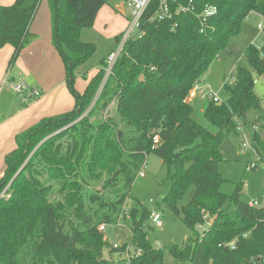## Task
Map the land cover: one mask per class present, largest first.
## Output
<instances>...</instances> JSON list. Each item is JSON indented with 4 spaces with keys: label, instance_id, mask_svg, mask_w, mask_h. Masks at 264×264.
<instances>
[{
    "label": "trees",
    "instance_id": "trees-1",
    "mask_svg": "<svg viewBox=\"0 0 264 264\" xmlns=\"http://www.w3.org/2000/svg\"><path fill=\"white\" fill-rule=\"evenodd\" d=\"M43 1L0 5V49H14L8 69L37 40L31 27ZM108 1L46 0L52 43L75 105L21 131L16 148L5 157L0 264H113L105 251L113 257L123 249L111 246L100 227L120 222L151 154L167 169L171 189L166 207L193 231L183 247L170 249L175 263L264 264V199L259 208L250 207L242 201V185L225 195L221 188L226 180L219 172L225 137L238 136L239 121L247 126L252 110L259 113L258 120L264 119L254 92L255 76L264 74V47L250 45L244 53L255 75L237 67L234 82L222 88L221 102H208L202 114L211 128L199 123L185 102L221 51L243 31L249 15L264 17V0H169L173 17L153 22L158 10L154 1L140 23L145 35L128 40L101 92L103 68L79 93L74 86L78 69L96 51L79 36L94 26ZM210 6L218 13L203 23L200 15ZM180 7L189 11L177 14ZM252 145L264 159L257 132ZM191 186L192 199L179 208ZM228 202L233 209L226 207ZM131 216V244L142 251L133 264H163L162 251L151 246L144 228L151 212L145 211L140 222L134 212Z\"/></svg>",
    "mask_w": 264,
    "mask_h": 264
},
{
    "label": "rangeland",
    "instance_id": "rangeland-1",
    "mask_svg": "<svg viewBox=\"0 0 264 264\" xmlns=\"http://www.w3.org/2000/svg\"><path fill=\"white\" fill-rule=\"evenodd\" d=\"M45 3L47 4L46 0L39 6L35 15V17L37 16L36 24L40 32L44 30V23L48 18V13L50 15L48 5ZM45 7L47 8V12L45 10L44 13L42 9H46ZM104 7L102 15H105V20L98 27L83 29L79 36V39L83 43H90L96 47V51L90 60L78 69L80 75L76 77L74 86L80 93L84 92L90 80L96 75L97 70L99 71L104 68L105 57L112 51L115 44L114 35L120 31L121 35L131 24L130 11L127 8L125 0H109ZM259 22V16L249 15L244 23L243 31L231 39L228 46L221 51L218 58L213 62L209 72L203 78L200 90H209L212 93L220 95L224 84L231 81L230 77H235L237 67H243L254 74V70L246 60L244 53L253 44L254 39L257 38ZM19 70V67L14 64L7 70V74L5 71L0 85V114L6 117L5 119L16 113L20 108V102L23 100V95L13 90V87L22 84L25 80V75L19 76ZM45 71L48 74L39 72V69L33 70L32 74L45 82L53 76L59 78L61 75L65 77L66 74L62 60L58 66L52 63L46 65ZM83 73H87L85 79L82 77ZM255 79L254 92L261 100L262 109L264 110V74L262 76H255ZM29 82L33 89L38 88L36 81L29 79ZM209 101V97H203L199 91L191 105L194 108V118L202 125L211 128L202 114ZM114 112L112 108L111 113L113 114ZM258 116L259 113L257 111H250L246 119L247 126H244V121H239L243 126V134L226 136L221 147L224 160L219 164V172L226 180L221 188V192L227 196H231L236 188L242 185V201L247 204L264 199V159H260L252 145V135L255 132L260 134V139L264 142V119L259 118L258 120ZM254 125L257 126L256 131L253 130ZM246 140L249 143V147L243 146ZM1 161L3 163L0 166V173L2 170L4 171L5 158ZM254 164H257L255 168L252 166ZM249 167L251 168L248 169ZM144 171L146 172V176L144 178L137 177L131 190L130 198L125 205L124 210L128 212L129 216L122 218L119 224L106 226V230L103 232L109 244L113 247L114 245L124 246L129 243L131 244L133 232L131 230L133 228L131 213L134 212L136 222H140L145 211L151 213L158 212L161 215L162 226H155L149 219L144 224L145 232H147L151 246L155 250L162 251L163 264H177L171 257L170 249L173 246L178 248L183 247L193 234V231L184 224L182 216H177L164 203V198L169 193L171 184L167 178V169L162 165L161 159L151 154L148 157ZM193 194L194 187L191 186L185 197L179 201V208L186 206L192 199ZM226 207L233 209V206H230L229 202L226 204ZM206 227H200L199 231L202 232ZM134 248L132 246L131 249L134 250ZM107 251H105L104 257L113 262V264H117L122 260L117 255L110 257Z\"/></svg>",
    "mask_w": 264,
    "mask_h": 264
},
{
    "label": "crops",
    "instance_id": "crops-1",
    "mask_svg": "<svg viewBox=\"0 0 264 264\" xmlns=\"http://www.w3.org/2000/svg\"><path fill=\"white\" fill-rule=\"evenodd\" d=\"M14 2L15 0H0V5L8 6ZM104 8L105 7L100 10L93 28L98 27V25L105 20V15H102ZM42 10L44 13L45 10L47 12V8ZM36 18L37 16L35 17L31 31L38 38L35 42H33L21 52L15 65L20 69L19 76L25 75L24 81L28 82L29 84V79L37 82L38 88L36 90H39L42 93V96L36 99H30L28 102H24L25 104H22V100L20 102V108L13 116H8V119H5L6 117H3L0 114V166H2L3 162L1 160L6 157V153H10L16 148V135L25 130V128L38 123L42 119L71 111L75 105V99L67 87L65 77H62V75L61 77L59 76V78L53 76L50 80L45 82L40 78H36V76H33L32 74V71L36 69H39V72L41 73L48 74V72L45 71L46 65L52 63L58 66L62 60L52 43L53 35L51 15L48 13V18L44 23L43 32L38 30ZM120 32H117L114 37L116 38L119 36ZM115 46L116 44H114L112 50L115 48ZM13 52L14 49L11 46H6L3 49H0V85L3 81L5 71L7 74L9 60ZM107 56L105 58H107ZM1 113L3 114V112ZM2 172L3 170L1 171L0 175H2Z\"/></svg>",
    "mask_w": 264,
    "mask_h": 264
},
{
    "label": "built area",
    "instance_id": "built-area-1",
    "mask_svg": "<svg viewBox=\"0 0 264 264\" xmlns=\"http://www.w3.org/2000/svg\"><path fill=\"white\" fill-rule=\"evenodd\" d=\"M156 1L158 4V10L155 12L153 17L151 18V21H165L168 19H171L173 17V13L171 11L170 3L169 0H125V3L127 5V8L130 11V18H131V24L129 27L125 30V32L122 33V38L119 41L118 44H116L115 48L108 54L106 61L104 63V71L106 74V78L103 81V84L100 88L99 93L101 92L103 85L107 81V79L112 75L113 68L116 65L118 59L121 57L122 53L124 52V48L128 40L130 39H136V38H141L145 35V32L140 29V23L141 20L144 16V14L147 12V10L150 8L152 3ZM192 2V1H191ZM190 2V3H191ZM189 11L188 7H180L176 13L177 14H184ZM218 13L217 7H207L204 12L200 15L202 22L206 23L210 18L216 16ZM257 38L254 39L253 41V46H255L257 49H262L264 47V17H260V22L257 27ZM258 39V41H257ZM258 43V44H256ZM231 81L229 83L234 82V78L230 77ZM202 83H196L193 89L190 91L188 97L186 98L187 103H192V101L197 97L198 92L200 91V94L203 95V97H209L210 101H214L215 103L221 102V97L219 94L212 93L209 90H200L201 89ZM13 90L18 93L23 95V101L26 102L28 99H33V98H38L41 96V93L39 90L33 89L31 85L23 81L22 84L16 85L13 87ZM99 96V94H98ZM97 96V97H98ZM245 126V125H244ZM253 130H257V126H253ZM238 132L240 134H243V126L241 124L238 125ZM158 137H155L154 143H158ZM243 146L249 147V143L246 140L243 143ZM147 163L143 166V169L139 172L138 176L144 178L146 176V172L144 171L146 168ZM253 168L257 166V164L252 165ZM249 167L248 169H250ZM250 207L253 208H259L260 207V201H255L253 203L249 204ZM128 212L124 211L123 217L122 218H127ZM150 220L153 222V224L157 227L162 226L161 222V215L158 214V212H152L150 216ZM119 224V223H118ZM106 226H101L100 231H105ZM135 247L132 244H126L124 246L121 245H114L115 249H123L122 253H116L120 259H122L123 264H133V261L137 258H139L142 255V251L138 248ZM231 248L234 250V244L232 243ZM124 256V257H123Z\"/></svg>",
    "mask_w": 264,
    "mask_h": 264
},
{
    "label": "water",
    "instance_id": "water-1",
    "mask_svg": "<svg viewBox=\"0 0 264 264\" xmlns=\"http://www.w3.org/2000/svg\"><path fill=\"white\" fill-rule=\"evenodd\" d=\"M52 136H54V135H52ZM52 136H51V137H52ZM49 138H50V137H48L46 140H48ZM46 140H45V141H46Z\"/></svg>",
    "mask_w": 264,
    "mask_h": 264
}]
</instances>
